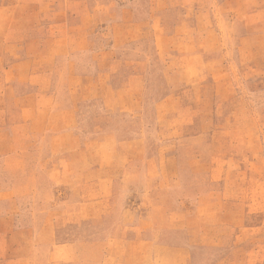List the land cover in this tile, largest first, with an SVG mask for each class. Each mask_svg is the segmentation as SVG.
I'll return each instance as SVG.
<instances>
[{
  "label": "rangeland",
  "instance_id": "obj_1",
  "mask_svg": "<svg viewBox=\"0 0 264 264\" xmlns=\"http://www.w3.org/2000/svg\"><path fill=\"white\" fill-rule=\"evenodd\" d=\"M178 37L188 44L179 45ZM82 44L90 55L74 56L82 64L74 72L112 68L122 76L116 84L137 71L147 75L142 117L114 123L125 125L122 137L125 130L145 135L148 155L178 158L185 189L155 198L164 206L175 201L181 214L200 219L189 232L163 231L159 243L187 247L191 264H211L228 251L246 255L245 264H264V0H0V92L10 85L4 77L12 63L41 68ZM169 94L174 102L158 115ZM105 101L97 105L100 114L115 110L112 99ZM141 167L135 162L118 170L120 202L136 218L146 211L136 192ZM29 204L24 198L25 209ZM125 218L109 212L108 226L56 225L50 234L56 246H69L66 256L74 259L63 254L64 264H122L106 257V242L97 237L136 236V226H116ZM207 222L226 225L212 229ZM203 232L207 238L220 232L227 242L219 249L191 246L189 234Z\"/></svg>",
  "mask_w": 264,
  "mask_h": 264
},
{
  "label": "crops",
  "instance_id": "obj_2",
  "mask_svg": "<svg viewBox=\"0 0 264 264\" xmlns=\"http://www.w3.org/2000/svg\"><path fill=\"white\" fill-rule=\"evenodd\" d=\"M166 38L160 37V42ZM175 39L183 47L188 44ZM59 53L41 68L31 67L27 60L16 61L9 68L11 76L4 77L10 85L0 92L5 102L0 108V259L7 264L23 258L31 264H64L62 255L69 254V246H56L51 227L108 226L109 212L119 211L129 218L116 226H136L137 233L133 238L97 237L106 242L108 259L119 258L122 264H191L187 247L159 243L163 231H188L194 220H200L194 219L195 213L181 214L175 201L164 206L155 198L164 191L174 196L185 189L178 158L167 152L148 155L145 135L133 136L125 130L122 137L125 125L114 123L123 117H142L147 75L137 71L116 84L122 76H114L112 68L104 73L74 72L82 66L74 56L90 55L86 44ZM100 99H112L115 110L100 114ZM174 99L169 94L161 101L158 115L167 113L165 107ZM135 162L142 164L136 192L146 207L137 218L120 202L118 173ZM123 185L128 189L129 184ZM24 198L30 202L28 210ZM207 225L214 229L226 224ZM220 232L209 238L204 232L196 238L189 234L190 245L222 248L227 237ZM231 253L223 252L211 264L246 263V255ZM65 259L74 258L70 254Z\"/></svg>",
  "mask_w": 264,
  "mask_h": 264
}]
</instances>
